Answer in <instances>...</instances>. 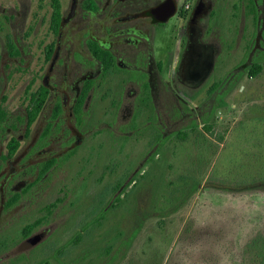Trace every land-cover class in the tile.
Wrapping results in <instances>:
<instances>
[{
    "label": "rangeland",
    "instance_id": "1",
    "mask_svg": "<svg viewBox=\"0 0 264 264\" xmlns=\"http://www.w3.org/2000/svg\"><path fill=\"white\" fill-rule=\"evenodd\" d=\"M71 1L61 0L65 16ZM210 1L221 53L190 107L244 61L256 35L250 0ZM194 5L178 3L179 10ZM52 12L51 0H0V106L10 115L0 128V264H264V183L246 175L264 170L257 169L260 161L247 165L257 151L264 154V125L254 124L264 122L258 120L264 119V64L255 77L244 72L206 119L162 137L149 101L135 103L128 123L116 117L112 100L125 87V73L101 74L87 108L73 110L68 89L88 49L72 21L53 31ZM175 22L177 15L158 33L157 59L167 61L175 48ZM97 34L106 44L116 41ZM49 44L58 53L47 59ZM41 84L57 87L26 138L21 119ZM12 136L21 146L7 158ZM32 236L40 242L22 247Z\"/></svg>",
    "mask_w": 264,
    "mask_h": 264
},
{
    "label": "flooded vegetation",
    "instance_id": "2",
    "mask_svg": "<svg viewBox=\"0 0 264 264\" xmlns=\"http://www.w3.org/2000/svg\"><path fill=\"white\" fill-rule=\"evenodd\" d=\"M179 1L72 0L67 16L64 15L61 5L59 29L72 21L75 29L84 37L88 49L83 57L86 58L85 62L77 56L81 59L80 68L77 67L75 71L77 81L68 89L74 101L73 110L77 112V107L81 104L77 114H81L92 100L101 74H126L122 79L125 87L112 100L113 103L117 100L116 104L119 105L116 117L122 119L124 124L128 123V119H132L134 115L135 103L140 101L147 104L149 101L159 119L158 127L162 137L181 123L201 122L213 112L216 105L228 101L244 72H247L248 65L253 63L255 57L264 53V17L259 16L256 35L250 41L244 61L235 70L228 72L218 85H214L215 82L210 83L203 103L190 107V102L195 100V94L202 91L215 75L221 49L216 45L211 19L213 2L195 0L193 7L179 10ZM168 2L176 8L174 15H177V22L173 24V32H176L177 37L175 48L169 49V58L165 61L157 59L155 47L158 33L166 31V22L169 21H160L158 13L160 7ZM97 16L102 17V23H91L92 20L95 22L94 18ZM98 31L102 34L104 31L107 37L116 41L106 44L104 39L98 37ZM57 53L54 49L52 56L56 57ZM60 64H64V61L61 60ZM169 73L170 80L167 78ZM42 85L49 91L48 102L57 86H40ZM214 86L216 88L212 90ZM65 90L66 88L64 94ZM57 108L62 110V105ZM57 118L58 116L54 120H58ZM76 118L78 121L79 117ZM53 126L58 125L54 123ZM74 128L65 130L70 133L75 131ZM122 132L125 133L124 130ZM79 141L80 135L76 139V142ZM32 239L37 240L34 246L40 242L39 238L32 236L22 243V247ZM3 260L4 258L0 259V262Z\"/></svg>",
    "mask_w": 264,
    "mask_h": 264
},
{
    "label": "trees",
    "instance_id": "3",
    "mask_svg": "<svg viewBox=\"0 0 264 264\" xmlns=\"http://www.w3.org/2000/svg\"><path fill=\"white\" fill-rule=\"evenodd\" d=\"M51 2H52V8H53V12L51 15V28L53 29L55 33H57L59 29V25L61 23V0H51ZM259 5L263 6V11H264V0H250V8L253 12L256 25L258 24L259 15L261 13H264L261 9H259ZM10 48L12 50L11 53L13 56H19L21 54L18 46L15 43H11ZM53 51H54L53 44H49L47 46V53H46L47 59H50ZM263 64H264V53L259 55L258 57H255V60L253 61V63L248 65L247 74L251 77L257 76L263 70ZM215 88L216 86H214L212 90H214ZM48 94H49V91L44 85L40 86L35 92L30 93L29 104L27 105L25 117L21 119V120H24L25 122V137L26 138L31 134L32 125L37 120L41 111L43 110V107L46 104V101L48 99ZM80 109H81V104L78 105L77 112H79ZM59 112H60V109L57 108L54 113V117H53L54 119L59 115ZM9 117H10L9 113L0 106V128H5V123L7 122ZM258 120L264 121V119H258ZM257 123L264 125V122L258 121ZM48 132H49V129H48ZM20 146H21L20 139L16 136H12L6 146L7 147L6 157L7 158L14 157L17 151L19 150ZM259 159L257 160V162L260 161V164L258 165L264 169V160H263L264 155H260ZM54 163H55V160L48 161L47 164L45 165L46 168L43 171L47 172L48 169ZM259 173L260 175H257V176L258 178H260V180H262L261 182L264 183V170L260 171ZM15 201L16 199L14 198L12 199L11 202H15Z\"/></svg>",
    "mask_w": 264,
    "mask_h": 264
},
{
    "label": "water",
    "instance_id": "4",
    "mask_svg": "<svg viewBox=\"0 0 264 264\" xmlns=\"http://www.w3.org/2000/svg\"><path fill=\"white\" fill-rule=\"evenodd\" d=\"M160 12L158 13V19L160 21H167L169 20L176 12V8L174 4H171L170 2L166 3L164 6L160 7ZM37 242V240L32 239L28 240L24 243L23 247L29 248L34 246V244Z\"/></svg>",
    "mask_w": 264,
    "mask_h": 264
},
{
    "label": "crops",
    "instance_id": "5",
    "mask_svg": "<svg viewBox=\"0 0 264 264\" xmlns=\"http://www.w3.org/2000/svg\"><path fill=\"white\" fill-rule=\"evenodd\" d=\"M254 124H257V122H255ZM254 124H253V127H254ZM243 128L246 129V127H244V126H243L241 129H243ZM257 131H258V130H257ZM260 131L262 132V134H264V130H260ZM260 131H259V132H260ZM257 155H258V158H257V160H258V159H259V156H260V155H264V154H263L261 151H257ZM257 160H256L255 162H252V163L248 162L247 165L249 164L252 168H254V167H255L254 164H257ZM259 160H260V159H259ZM247 167H248V166H247ZM257 169H258V170H262L263 168L259 166ZM252 174H253V173H252ZM246 175H247V177H249V176H252V177L255 176V177H256V176H257V175H254V174H253V175H251V174H246Z\"/></svg>",
    "mask_w": 264,
    "mask_h": 264
},
{
    "label": "built area",
    "instance_id": "6",
    "mask_svg": "<svg viewBox=\"0 0 264 264\" xmlns=\"http://www.w3.org/2000/svg\"><path fill=\"white\" fill-rule=\"evenodd\" d=\"M188 7V6H187Z\"/></svg>",
    "mask_w": 264,
    "mask_h": 264
}]
</instances>
